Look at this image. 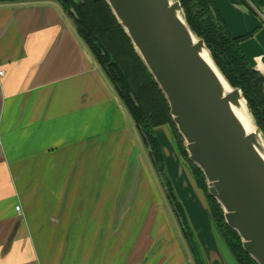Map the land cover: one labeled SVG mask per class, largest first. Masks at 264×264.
Segmentation results:
<instances>
[{"label": "crops", "instance_id": "obj_1", "mask_svg": "<svg viewBox=\"0 0 264 264\" xmlns=\"http://www.w3.org/2000/svg\"><path fill=\"white\" fill-rule=\"evenodd\" d=\"M226 1L214 0L231 36L252 33L241 48L262 70L263 17ZM0 73V264H194L164 208L158 221L143 208L147 184L132 168L138 131L58 3L0 4ZM154 133L205 264H238L171 129ZM108 159L124 166L113 192ZM132 212L142 217L134 235Z\"/></svg>", "mask_w": 264, "mask_h": 264}, {"label": "water", "instance_id": "obj_2", "mask_svg": "<svg viewBox=\"0 0 264 264\" xmlns=\"http://www.w3.org/2000/svg\"><path fill=\"white\" fill-rule=\"evenodd\" d=\"M105 1L164 95L188 161L202 173L226 225L244 253L264 264V136L241 90L217 68L179 1ZM243 106L251 131L238 115Z\"/></svg>", "mask_w": 264, "mask_h": 264}, {"label": "trees", "instance_id": "obj_3", "mask_svg": "<svg viewBox=\"0 0 264 264\" xmlns=\"http://www.w3.org/2000/svg\"><path fill=\"white\" fill-rule=\"evenodd\" d=\"M50 1L58 3L73 22L80 39L115 88L146 148L157 176L163 180L166 197L173 208L194 264H205L200 247L165 174L164 160L154 129L169 126L179 154L189 165L197 188L203 193L211 218L224 244L238 264H255L244 253L237 234L223 218L219 205L207 192L202 173L187 158L183 141L169 114L168 103L135 52L131 41L113 16L105 0H0V4ZM190 29L201 38L211 58L233 88L241 90L257 127L264 136V76L253 71L240 47L252 33L233 38L214 0H177ZM255 13L264 11V0H239ZM162 184V183H161Z\"/></svg>", "mask_w": 264, "mask_h": 264}, {"label": "rangeland", "instance_id": "obj_4", "mask_svg": "<svg viewBox=\"0 0 264 264\" xmlns=\"http://www.w3.org/2000/svg\"><path fill=\"white\" fill-rule=\"evenodd\" d=\"M75 1L76 2H81L82 0H75ZM217 2L220 4L221 7L223 6V8H225L228 5V2L226 0H217ZM224 10H226V9H224ZM260 14H261V17H263V20H264V11L262 13H260ZM225 16L230 21L233 20V22H235V23L239 20L233 13H230V14L225 15ZM229 34H230V32H229ZM231 37H233V36H231ZM233 38H239V37H233ZM241 44H240V47H241ZM248 64H249L250 68L253 71H255V72L259 73L260 75L264 76V68H262V70L257 71V67L255 65L251 64V62L249 63V61H248ZM263 90H264V84H263ZM139 136L140 135H138V133H137V137H139ZM140 140H141L140 137L137 138V141L135 143V146L137 148L134 151V158H135L134 160H136L137 162L133 163V167L132 168H134L136 171L139 169V171L142 174L141 175L142 179L147 184V185H145L146 186V193H147L146 196L147 197L145 199V206L143 208L145 210H148V208H151V209L154 210L153 214H152V212L150 213V215L152 214L151 218L153 220H156V221L161 220V219L165 220V217H164V215H165L167 220L169 221L170 225H173L175 228H177V224L178 223H176L177 221H176L174 213H173V208L170 206V204H169V202L167 200L165 190L163 188V185L161 184V181H160L159 177L158 176L156 177V173H155L156 171H155V169H154V167H153V165L151 163V160L149 158L148 152H147L146 148L144 147L142 141H140ZM138 150H140V152H138ZM139 154L141 155L140 161H143L141 163H139L140 161L137 160ZM109 160L110 159H108V161H107L108 163L107 164L103 165V172L108 171L107 173H110V174L112 173V175H113L112 176V180H110V184L112 183L111 184L112 186L109 187L110 188L109 192L110 191L113 192V190H114V182H115L116 176L118 175V173L120 174V172L122 171V168L124 166L120 165V164H110ZM108 201H109V196H107V197L105 196V198L103 200V203H106ZM163 208H164V215H163V210H162ZM120 212L121 211H118V213H120ZM155 214H156V217H155ZM123 215H124V213H123ZM143 216H144V214H143ZM141 218L138 216L137 213L132 212L130 217L127 219L128 226H130L129 227V232L133 231L132 235H134L135 232H137V229L135 227H138L137 226V224H138L137 221H139L138 219L141 220ZM219 237L221 238L220 235H219ZM130 243H129V246H130Z\"/></svg>", "mask_w": 264, "mask_h": 264}, {"label": "bare ground", "instance_id": "obj_5", "mask_svg": "<svg viewBox=\"0 0 264 264\" xmlns=\"http://www.w3.org/2000/svg\"><path fill=\"white\" fill-rule=\"evenodd\" d=\"M207 61L210 62L208 60V57H206ZM245 107L243 106V110L241 112H238L239 118L241 120V122L243 123L244 127L248 130L251 131L252 130V124L248 118V116L245 114Z\"/></svg>", "mask_w": 264, "mask_h": 264}, {"label": "built area", "instance_id": "obj_6", "mask_svg": "<svg viewBox=\"0 0 264 264\" xmlns=\"http://www.w3.org/2000/svg\"><path fill=\"white\" fill-rule=\"evenodd\" d=\"M2 73H0V75H1ZM16 211H19V207H16V209H15Z\"/></svg>", "mask_w": 264, "mask_h": 264}]
</instances>
